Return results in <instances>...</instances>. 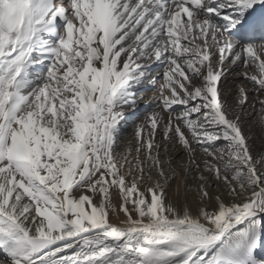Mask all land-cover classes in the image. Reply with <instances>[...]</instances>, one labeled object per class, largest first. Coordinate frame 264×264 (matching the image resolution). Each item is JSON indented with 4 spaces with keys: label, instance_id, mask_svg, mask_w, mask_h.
I'll list each match as a JSON object with an SVG mask.
<instances>
[{
    "label": "snow or ice",
    "instance_id": "obj_1",
    "mask_svg": "<svg viewBox=\"0 0 264 264\" xmlns=\"http://www.w3.org/2000/svg\"><path fill=\"white\" fill-rule=\"evenodd\" d=\"M262 4L0 0V264H264Z\"/></svg>",
    "mask_w": 264,
    "mask_h": 264
},
{
    "label": "bare ground",
    "instance_id": "obj_2",
    "mask_svg": "<svg viewBox=\"0 0 264 264\" xmlns=\"http://www.w3.org/2000/svg\"><path fill=\"white\" fill-rule=\"evenodd\" d=\"M257 7H258V9H260V10H264V4L259 5V6H257ZM152 70H153V72L162 71V69L159 68V67H155V68H153ZM235 82H236V83H239V81H235ZM148 91H151V89H148ZM142 105H143L144 107L137 111V116H136V118H140V119H142V118L144 117V115H145L148 111L151 110V107H152L151 105H146V104L141 103L139 106H142ZM136 121H137V119L135 120L134 123H132V124L127 123V124L125 125V127H124V132H123V134H122V139L131 136V134H132V132H133L134 124L136 123ZM261 249H263V250H258L257 255H258L259 257H261V258H264V248H261Z\"/></svg>",
    "mask_w": 264,
    "mask_h": 264
},
{
    "label": "rangeland",
    "instance_id": "obj_3",
    "mask_svg": "<svg viewBox=\"0 0 264 264\" xmlns=\"http://www.w3.org/2000/svg\"><path fill=\"white\" fill-rule=\"evenodd\" d=\"M144 106L142 105V106H139V110L141 109V108H143ZM136 116H137V112H135L134 114H133V117L132 118H130V120H129V124H132V123H134L135 122V120H136ZM137 122V121H136ZM259 250H263V249H259Z\"/></svg>",
    "mask_w": 264,
    "mask_h": 264
}]
</instances>
